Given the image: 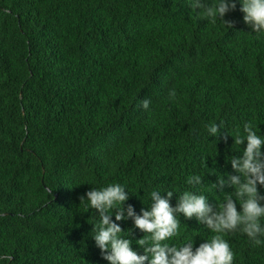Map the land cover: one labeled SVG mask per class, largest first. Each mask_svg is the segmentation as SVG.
<instances>
[{"label": "trees", "instance_id": "obj_1", "mask_svg": "<svg viewBox=\"0 0 264 264\" xmlns=\"http://www.w3.org/2000/svg\"><path fill=\"white\" fill-rule=\"evenodd\" d=\"M234 2L227 28L192 0H0V264H109L93 239L92 188L123 185L125 216L148 210L154 190L172 191L173 207L193 191L214 208L234 191L212 187L237 175L230 159L246 142L231 135L251 123L264 137V34ZM178 219L169 244L195 250L214 235ZM115 222L144 254L133 220ZM224 238L233 264H264V243Z\"/></svg>", "mask_w": 264, "mask_h": 264}, {"label": "clouds", "instance_id": "obj_2", "mask_svg": "<svg viewBox=\"0 0 264 264\" xmlns=\"http://www.w3.org/2000/svg\"><path fill=\"white\" fill-rule=\"evenodd\" d=\"M244 13L243 21L252 31L264 34V0H240ZM193 9L202 10V18L215 23L219 18L227 28H233L234 22L224 19L229 11L236 8L234 0H217L209 5L206 0H192ZM175 91L169 93L174 98ZM151 104L145 98L140 106L147 110ZM220 124L208 125V133L218 136ZM234 143L246 146L240 156L230 159L231 167L237 175L228 174L217 178L212 187L223 193L224 188L233 187L231 193H224V202L215 208L209 203L208 197L193 191H185L178 196L177 204L173 207L170 199L172 191L167 196H161L160 191L150 193L151 204L148 210L141 209L136 214L132 205L127 207V216L124 215V203L129 199L126 188L121 184H111L101 189L86 192L89 206L95 209L99 216V223L93 225L95 235L93 239L101 250L103 259L109 264H233L234 253L229 242L224 238L229 233L237 231L246 234L256 246L264 243V195L258 190V185L264 186V137L253 129L251 123H245L243 130L237 129L231 135ZM227 139V137H225ZM188 185L196 188L202 184L199 175L189 176ZM81 202L85 196L80 197ZM239 204V210L237 208ZM111 213V214H110ZM115 214V221L131 218L135 228L145 235L136 241L143 248L144 254H138L126 238L120 224L111 219ZM195 218L205 225L214 235L193 250V243L189 241L179 247L166 241L180 234V220ZM128 235V233H127Z\"/></svg>", "mask_w": 264, "mask_h": 264}]
</instances>
